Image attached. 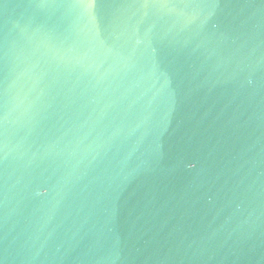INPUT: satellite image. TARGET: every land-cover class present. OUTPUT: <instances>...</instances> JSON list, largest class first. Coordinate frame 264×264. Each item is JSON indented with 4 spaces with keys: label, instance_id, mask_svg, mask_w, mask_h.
<instances>
[{
    "label": "water",
    "instance_id": "95a60500",
    "mask_svg": "<svg viewBox=\"0 0 264 264\" xmlns=\"http://www.w3.org/2000/svg\"><path fill=\"white\" fill-rule=\"evenodd\" d=\"M0 264H264V0H0Z\"/></svg>",
    "mask_w": 264,
    "mask_h": 264
}]
</instances>
